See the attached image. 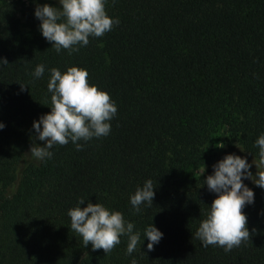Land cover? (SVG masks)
I'll list each match as a JSON object with an SVG mask.
<instances>
[{
	"label": "trees",
	"instance_id": "16d2710c",
	"mask_svg": "<svg viewBox=\"0 0 264 264\" xmlns=\"http://www.w3.org/2000/svg\"><path fill=\"white\" fill-rule=\"evenodd\" d=\"M36 3L0 0V57L9 62L0 64V264H264V188L250 179L249 238L225 252L194 235L216 196L203 184L212 165L228 153L258 158L264 0H107L119 24L71 55L42 36ZM38 64L45 72L34 78ZM71 65L115 101L111 131L79 141L81 150L56 144L37 160L30 146L44 141L32 124L50 111L49 69ZM224 126L230 151L218 159ZM147 179L153 204L134 213L129 196ZM81 198L134 224L141 238L131 256L126 236L108 254L84 246L67 215ZM152 223L163 237L149 251L143 230Z\"/></svg>",
	"mask_w": 264,
	"mask_h": 264
},
{
	"label": "clouds",
	"instance_id": "9594fccd",
	"mask_svg": "<svg viewBox=\"0 0 264 264\" xmlns=\"http://www.w3.org/2000/svg\"><path fill=\"white\" fill-rule=\"evenodd\" d=\"M107 0H58V5L36 3L34 16L40 21L42 36L52 44L57 53L62 49L69 55L87 46L90 37H101L110 31L119 19L110 16L106 9ZM9 63L0 57V64ZM45 72L43 64L36 65L32 75L40 78ZM47 90L51 94L50 111L41 114L33 121L35 139L44 144L33 143L29 152L37 160L52 156L54 145H65L70 141L76 150L84 145L79 141L107 136L111 131V120L117 113V105L110 94L96 84H90L85 68L71 65L65 71L49 69ZM24 85L21 84V90ZM5 127L0 121V129ZM223 147V144L218 145ZM258 147L257 159L251 163L246 156L228 153L212 165L213 172L204 177L210 192L216 194L205 217L200 221L194 235L202 246L216 245L225 252L238 247L250 236L247 215L242 209L254 202V191L244 181L250 179L255 185L264 188V133L254 141ZM252 164L256 172L251 171ZM205 172V168L203 173ZM151 179L144 181L129 196L134 213L143 206H151L155 195ZM78 200L67 211L70 228L81 239L84 246L91 244L93 250L103 249L106 254L120 244L121 237H127L126 254L136 250L140 242V231H134V224L125 219L119 210L111 209L100 202ZM147 238V249L151 251L163 237V232L153 223L143 230ZM130 264H138L133 258Z\"/></svg>",
	"mask_w": 264,
	"mask_h": 264
},
{
	"label": "rangeland",
	"instance_id": "374dc122",
	"mask_svg": "<svg viewBox=\"0 0 264 264\" xmlns=\"http://www.w3.org/2000/svg\"><path fill=\"white\" fill-rule=\"evenodd\" d=\"M25 2L26 4H34L37 2V0H21ZM223 144V147H219L218 145ZM214 146H215V151L217 154V158L219 159L220 156L224 155L225 153L229 152V140L227 138V126H224L219 135L215 138L214 140ZM204 168L202 167L200 169V172H203Z\"/></svg>",
	"mask_w": 264,
	"mask_h": 264
}]
</instances>
